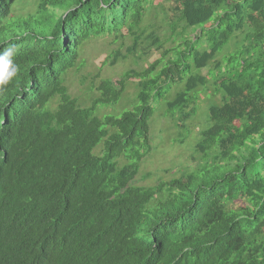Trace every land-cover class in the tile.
<instances>
[{
	"label": "trees",
	"instance_id": "trees-1",
	"mask_svg": "<svg viewBox=\"0 0 264 264\" xmlns=\"http://www.w3.org/2000/svg\"><path fill=\"white\" fill-rule=\"evenodd\" d=\"M24 3L0 0V52L12 48L18 67L0 88V264H264V0H40L22 13ZM107 36L161 59L102 81L82 108L67 75ZM135 78L132 110L95 116ZM208 85L220 98L195 165L135 186L158 106L183 127Z\"/></svg>",
	"mask_w": 264,
	"mask_h": 264
},
{
	"label": "rangeland",
	"instance_id": "rangeland-1",
	"mask_svg": "<svg viewBox=\"0 0 264 264\" xmlns=\"http://www.w3.org/2000/svg\"><path fill=\"white\" fill-rule=\"evenodd\" d=\"M39 1L25 0L22 13L34 10V4ZM164 5L166 9L174 7L172 3H164ZM169 13V16L172 17L173 14L170 10ZM160 33L162 37L163 34ZM123 34L126 32L123 31ZM167 36V34L164 35L165 38ZM166 47L169 49L172 44H167ZM131 49H133V41L128 36L119 40L107 36L95 40L85 47L81 56L85 60L84 67L77 73L71 71L67 75L66 83L70 95L79 101L82 108L90 107L93 101L99 98L97 87L102 81L106 80L117 84L128 71L133 70L138 73V71L148 69L154 62L161 59L160 52L153 51L150 56H143L141 50L138 51L135 48V51L130 53ZM234 50L235 42L233 41L229 50L225 51L223 55ZM138 55L142 57V60L138 61ZM221 58L222 55L219 56V59ZM167 59L166 57L165 61ZM114 60L117 62L113 65ZM207 73L208 69H204L201 75L206 76ZM138 82V78L128 80L120 100L114 105H98L95 109V116L100 119L106 116L119 118L123 112L132 110L138 100ZM182 89L183 85H172L168 99H173L176 93ZM219 98L218 94L213 95L210 85L203 92L199 91L194 103L189 108L191 110L196 103V115L186 122L185 127L176 124L165 114V104L162 103L158 106L150 125V152L140 162L139 173L133 182L135 186L155 187L161 183H167L180 177L195 165L192 159L194 147L199 140L200 131L206 126L208 107L210 103L218 102ZM103 142L96 147L95 154L102 152ZM128 162L126 159H121L120 165H125Z\"/></svg>",
	"mask_w": 264,
	"mask_h": 264
},
{
	"label": "clouds",
	"instance_id": "clouds-1",
	"mask_svg": "<svg viewBox=\"0 0 264 264\" xmlns=\"http://www.w3.org/2000/svg\"><path fill=\"white\" fill-rule=\"evenodd\" d=\"M13 55L14 50L12 48L0 52V88L8 85L18 73Z\"/></svg>",
	"mask_w": 264,
	"mask_h": 264
}]
</instances>
